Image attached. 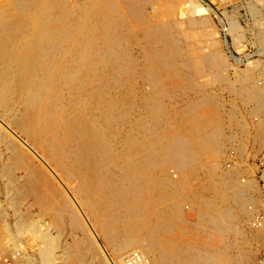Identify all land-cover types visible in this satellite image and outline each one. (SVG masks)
Returning a JSON list of instances; mask_svg holds the SVG:
<instances>
[{
  "label": "bare ground",
  "instance_id": "bare-ground-1",
  "mask_svg": "<svg viewBox=\"0 0 264 264\" xmlns=\"http://www.w3.org/2000/svg\"><path fill=\"white\" fill-rule=\"evenodd\" d=\"M199 5L0 0V176L12 207L29 200L14 233L0 207V251L40 240L39 259L11 264H258L264 198L250 168L226 166L222 123L239 157L262 151L264 70L233 79Z\"/></svg>",
  "mask_w": 264,
  "mask_h": 264
},
{
  "label": "rangeland",
  "instance_id": "rangeland-1",
  "mask_svg": "<svg viewBox=\"0 0 264 264\" xmlns=\"http://www.w3.org/2000/svg\"><path fill=\"white\" fill-rule=\"evenodd\" d=\"M189 1H194L198 5L200 4L199 6L207 10L208 13L205 11L206 14L210 15L211 21L215 29L213 35H216L219 41L221 42L227 61V68L229 74L233 79L235 77V72L240 69L243 70L247 67H252V66H254L252 68L255 69L256 65L259 64L263 66L262 69L264 70V36L263 37L260 36V33H264V0H189ZM209 5H211L215 11L209 9L208 8ZM149 6L148 9H150ZM203 9H201V11ZM205 12L202 11L199 15L201 16L205 14ZM226 43H228L229 46ZM232 55H234L235 58ZM254 74L255 76L258 77L261 75V72L260 70H258V68H256L254 70ZM262 77L264 78V75ZM137 87H142L141 80L137 81ZM214 88L216 90H220L219 86H215ZM220 92H221L220 94H222L224 98L227 99V100L225 99L224 106L227 109H229L232 106L231 101H229L230 93L226 88H223ZM222 124L225 126L223 132L224 135H222V139L224 143V151H225L224 162L226 166L233 165L236 161L239 162V164L241 165L240 166L241 170H243V174H242L243 177L241 176L242 179H245V177L247 176L244 173V171L250 168L253 181H255V184L257 185V187H259L258 189L262 193L264 198V148L262 149L261 152L255 154L256 149L248 144L247 148L244 151V154L241 157H239L237 155L238 148L236 147L235 144L236 142L233 139L232 140L230 139V137H232L231 136L232 133L228 129L229 123L225 120ZM10 128H12L13 130L15 129L13 126H10ZM15 132L18 133L17 130H15ZM12 133L14 134V132ZM227 137L229 141L227 140ZM21 138L22 139L25 138L24 140L28 141L27 138L22 134H21ZM0 148H1L0 151L2 152L3 146H0ZM16 174L20 176L22 174L24 175V172L23 170L18 169L16 170ZM201 180H204V177H201ZM5 182L6 180L0 176V207H2L1 209L4 210L2 211V213L5 214V219L9 224L8 225L9 227L7 228V232L14 233L16 228L15 223L17 222V213H15L14 208L20 207V211L22 210L24 212L27 211L29 200L23 201L20 204V206L17 205L16 207H12L9 203V197L7 198L6 195L7 187ZM178 197L180 196L177 195L176 198ZM248 206L250 208L256 207L254 202L249 203ZM185 210L188 211L187 206H185ZM29 212L32 214L33 217L38 218L37 214H39L38 213L39 208L32 206L29 208ZM255 214L257 215L255 224L261 226V224L263 223L262 219L264 217V210L259 208L255 210ZM187 219L190 225L195 223V219L192 218L191 216L190 217L187 216ZM49 221L50 218L48 216H45L42 220L41 226H45V223H49ZM9 228L11 229V231ZM77 234L79 236L81 235L80 232H77ZM60 238L62 239L63 242L65 240L72 241L73 235H71L67 230L63 233L62 236H60ZM17 240L19 241L16 244L17 245L16 247L13 246L12 242H11L12 244L9 242L8 244H5L6 246L3 245V248L5 246L4 248L5 254L2 251H0L1 254L3 253V256L5 257L7 264H11L10 263L11 255H13L16 252H19L20 250H21L20 252H23L27 255H33L37 259H39L37 252H38V244L40 240L37 237H35L29 230L23 231L22 236H20V239ZM106 247L108 252H110V255L113 257L114 253L112 247L109 245H106ZM133 252H134L133 255L136 253L137 255L140 256L141 254V253L139 254V249L133 250ZM89 256L91 257V253L90 255L88 253L86 255L87 262L86 261L83 262L81 260H75L74 264H98L96 262H92L91 261L92 259ZM257 259H258V264H264V248L261 249L260 252L258 253ZM108 264H119V263L113 262Z\"/></svg>",
  "mask_w": 264,
  "mask_h": 264
},
{
  "label": "built area",
  "instance_id": "built-area-1",
  "mask_svg": "<svg viewBox=\"0 0 264 264\" xmlns=\"http://www.w3.org/2000/svg\"><path fill=\"white\" fill-rule=\"evenodd\" d=\"M135 255H136V254H134V255L132 256V258H134Z\"/></svg>",
  "mask_w": 264,
  "mask_h": 264
}]
</instances>
